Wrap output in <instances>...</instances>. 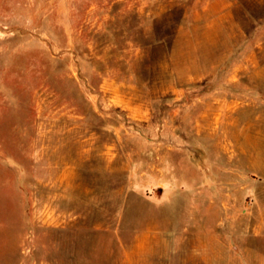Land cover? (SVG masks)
<instances>
[{"label": "rangeland", "instance_id": "rangeland-1", "mask_svg": "<svg viewBox=\"0 0 264 264\" xmlns=\"http://www.w3.org/2000/svg\"><path fill=\"white\" fill-rule=\"evenodd\" d=\"M235 72L264 0H0V264H264V76Z\"/></svg>", "mask_w": 264, "mask_h": 264}, {"label": "crops", "instance_id": "crops-1", "mask_svg": "<svg viewBox=\"0 0 264 264\" xmlns=\"http://www.w3.org/2000/svg\"><path fill=\"white\" fill-rule=\"evenodd\" d=\"M262 76H264V73L262 72H235V73H229L227 75V83H225V86L233 87L237 86L238 88H245V89H254V90H261L262 89V83L261 80L263 79ZM238 77V78H237ZM232 80H238L239 82H234ZM244 81H253V84L251 82L245 83ZM253 86V87H251ZM254 102L262 103V99L260 96H257L254 98ZM208 251V250H206Z\"/></svg>", "mask_w": 264, "mask_h": 264}]
</instances>
